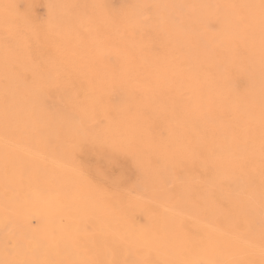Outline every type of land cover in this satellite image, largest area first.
<instances>
[{"label": "bare ground", "instance_id": "1", "mask_svg": "<svg viewBox=\"0 0 264 264\" xmlns=\"http://www.w3.org/2000/svg\"><path fill=\"white\" fill-rule=\"evenodd\" d=\"M0 264H264V0H0Z\"/></svg>", "mask_w": 264, "mask_h": 264}, {"label": "rangeland", "instance_id": "2", "mask_svg": "<svg viewBox=\"0 0 264 264\" xmlns=\"http://www.w3.org/2000/svg\"><path fill=\"white\" fill-rule=\"evenodd\" d=\"M37 13H38V14H42V9H41V8H38V9H37Z\"/></svg>", "mask_w": 264, "mask_h": 264}]
</instances>
